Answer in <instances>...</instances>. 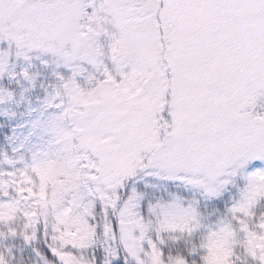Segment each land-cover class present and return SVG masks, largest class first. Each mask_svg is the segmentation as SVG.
Here are the masks:
<instances>
[{
	"label": "snow or ice",
	"instance_id": "1",
	"mask_svg": "<svg viewBox=\"0 0 264 264\" xmlns=\"http://www.w3.org/2000/svg\"><path fill=\"white\" fill-rule=\"evenodd\" d=\"M0 116V264H264V0H0Z\"/></svg>",
	"mask_w": 264,
	"mask_h": 264
},
{
	"label": "trees",
	"instance_id": "2",
	"mask_svg": "<svg viewBox=\"0 0 264 264\" xmlns=\"http://www.w3.org/2000/svg\"><path fill=\"white\" fill-rule=\"evenodd\" d=\"M15 111V119L23 122L24 120L28 119V115L26 111L21 110H14ZM13 129L17 132L22 131L21 129L17 128L15 124L9 125V133L7 134L8 137H11L13 134ZM16 256H17V264H37V259L30 250L23 248L22 242H16ZM39 247V245H37ZM23 253V255H21ZM218 259H222V252L221 250H217Z\"/></svg>",
	"mask_w": 264,
	"mask_h": 264
},
{
	"label": "rangeland",
	"instance_id": "3",
	"mask_svg": "<svg viewBox=\"0 0 264 264\" xmlns=\"http://www.w3.org/2000/svg\"><path fill=\"white\" fill-rule=\"evenodd\" d=\"M4 119H6V117H4V116H0V127H3V126H4L3 123H2V121H3ZM9 125H12V121L9 122Z\"/></svg>",
	"mask_w": 264,
	"mask_h": 264
}]
</instances>
